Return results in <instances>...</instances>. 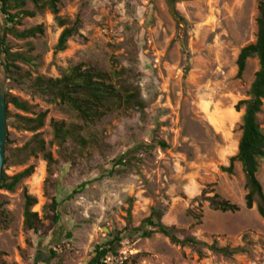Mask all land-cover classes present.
<instances>
[{
    "label": "rangeland",
    "instance_id": "rangeland-1",
    "mask_svg": "<svg viewBox=\"0 0 264 264\" xmlns=\"http://www.w3.org/2000/svg\"><path fill=\"white\" fill-rule=\"evenodd\" d=\"M60 1L59 20L27 4L24 10L35 16L14 27L41 26L43 33L7 35L11 62L0 46V84L6 81V95L30 107L25 113L9 105L8 148L16 153L35 135L18 129L15 115L46 113L38 134L54 161L51 174L42 155L21 156L13 162L22 164L4 168L9 177L30 167L34 173L14 192L0 190V264H88L98 246L116 239L118 255L108 264H264V219L256 207L246 208L245 173L232 161L244 116L237 106L250 99L260 70L259 60L250 59L240 77L238 59L257 40L263 0H177L185 25L172 17L166 0ZM4 21L0 6V37ZM65 29L76 33L58 51ZM78 67L108 74L117 88L138 90L144 109L116 103L87 125L71 107L48 103L30 89L38 77L60 79ZM54 122L76 127V139L64 148L55 140ZM257 177L264 190V160ZM26 195L37 200L32 211L46 228L50 206L59 205L61 220L47 236L25 229ZM214 196L240 211H215ZM155 212L182 239L247 251L226 258L176 245L160 233L145 239L135 230Z\"/></svg>",
    "mask_w": 264,
    "mask_h": 264
},
{
    "label": "trees",
    "instance_id": "trees-1",
    "mask_svg": "<svg viewBox=\"0 0 264 264\" xmlns=\"http://www.w3.org/2000/svg\"><path fill=\"white\" fill-rule=\"evenodd\" d=\"M28 3L34 5L39 11L50 10L53 15L59 20L60 0H0L1 12L4 16L5 26L2 30L3 36L0 37V46L2 54L5 55L8 62L13 60V55L8 49H5V38L11 35L20 39L33 38L43 33V28L38 26L23 32L16 30L14 25L23 17H34L35 13L24 10ZM167 6L172 17L179 25H185L186 21L177 10V0H166ZM16 11L15 14L12 12ZM258 34L255 43L245 47L238 59L239 76L241 77L247 68V62L250 59L257 58L260 64V70L256 74L255 80L250 91V99L240 102L237 106L238 111L241 107L244 110L242 137L239 143L238 155L232 161H238L243 167L246 177L248 194L245 198L246 208L249 210L257 208L259 215L264 219V190L258 180L260 163L264 160V134L258 123V116L262 113L264 106V0L259 7V18L257 21ZM76 33V29H65L60 36L57 50L65 51L70 39ZM9 64V63H8ZM6 69L9 73V65ZM34 94L44 98L48 103H56L71 107L78 114L80 119L85 124L90 125L102 118L112 105L121 103L128 108L143 110L144 102L141 99L140 92L134 91L126 85L117 88L112 82L111 77L103 72H95L94 70H84L80 67L76 68L70 75H66L60 79L38 77L30 86ZM7 106L13 105L18 111L29 113L30 107L26 102L20 101L18 98L6 95ZM7 107V120H11L12 116ZM46 113L39 114L36 118H27L20 115H15V124L18 129L34 133L31 142L26 144L22 149L15 151L8 148V134L6 140V163L5 167L11 163L22 164L23 162H13L14 159H19L21 156L37 157L42 155L48 164V172L51 174V168L54 163L52 155L47 151L45 142L41 139L38 132L45 126ZM55 140L59 147L64 148L69 139H76V127L66 128L65 123H53ZM82 145H86V141L78 138ZM163 147H167L164 143ZM232 171V167L226 170ZM34 168L30 167L21 174L9 177L4 172L3 181L0 190L14 192L18 185L25 179L32 176ZM209 203L212 209L222 213H237L240 207L232 204L229 201L223 200L218 196L209 198ZM37 205V200L29 195H26V210H25V229L34 232L35 234L48 232L56 226L60 220L59 205L56 201L50 206L51 214L47 216L50 226L46 228L44 219L32 211ZM2 206L0 205V210ZM140 233L145 239L150 238L155 233H160L171 240L172 243L181 246H192L194 248L204 247L210 252L220 254L226 258H231L241 252H246L245 248L231 249L229 247H218L217 243L212 245L200 242L195 238H184L179 236L178 231L163 222V216L155 212L152 216L146 219L142 226L135 230ZM121 242L119 239L109 242L106 245L98 246L94 256L88 264H108L110 258L116 257V246ZM202 255L203 251L199 250Z\"/></svg>",
    "mask_w": 264,
    "mask_h": 264
},
{
    "label": "water",
    "instance_id": "water-1",
    "mask_svg": "<svg viewBox=\"0 0 264 264\" xmlns=\"http://www.w3.org/2000/svg\"><path fill=\"white\" fill-rule=\"evenodd\" d=\"M5 83L0 84V187L3 181L6 163V140H7V102Z\"/></svg>",
    "mask_w": 264,
    "mask_h": 264
}]
</instances>
